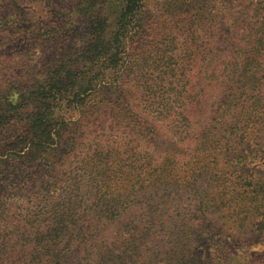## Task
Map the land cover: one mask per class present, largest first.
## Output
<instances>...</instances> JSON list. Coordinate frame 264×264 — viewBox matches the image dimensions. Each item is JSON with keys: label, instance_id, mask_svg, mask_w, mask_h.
<instances>
[{"label": "trees", "instance_id": "16d2710c", "mask_svg": "<svg viewBox=\"0 0 264 264\" xmlns=\"http://www.w3.org/2000/svg\"><path fill=\"white\" fill-rule=\"evenodd\" d=\"M200 1L209 16L206 41L183 47L172 68L166 44L152 49L162 65H148L150 74L169 73L178 86L177 104L165 110L139 103L132 88L142 83L134 85L139 75L128 45L145 35L148 0L75 2L74 21L85 29L81 43L50 63L20 101L0 104V264H236L225 240L207 231L217 224L208 217H225L230 229L249 226L246 233L264 238V217L248 215L264 208L262 182L242 191L219 187L220 180L232 185L231 175L264 153V140L215 142L213 136L244 137L253 129L233 117L245 114L236 109L235 92L228 93L233 107L218 128L192 120L204 102L183 93L182 81L191 82L187 72L196 71L197 58L226 55L241 63L233 75L262 60L264 0H221L224 28L220 20L214 27L213 2ZM90 90L91 102H78ZM161 121L172 141L155 142ZM230 199L242 202L244 217L220 214Z\"/></svg>", "mask_w": 264, "mask_h": 264}, {"label": "rangeland", "instance_id": "374dc122", "mask_svg": "<svg viewBox=\"0 0 264 264\" xmlns=\"http://www.w3.org/2000/svg\"><path fill=\"white\" fill-rule=\"evenodd\" d=\"M76 1L0 0V104H5L8 100L12 103L20 101L26 95V92L23 93L24 89L36 80L42 79L50 63L54 61L57 63L60 57L73 52L81 43L85 29L78 27V22L74 21L78 18L73 7ZM190 1L193 0H148V9L145 12L147 17L145 35L134 36L128 45L130 65L132 64V69L136 70L134 75H139L134 85L142 83L141 87L139 84L137 87L132 86L139 103L145 99L150 107H162L163 110L168 105H171L169 108H174L177 104V98L174 95L178 86L169 80L172 77L171 74L163 72L157 74V71L154 75L150 74L152 66L162 65V60L158 63L157 54L155 55L152 49L166 44V55L173 52L169 59V68H172L177 55L183 52V47L206 41L202 37V32L209 25L208 12L206 10L202 12L204 7L200 0H197L196 5L190 4ZM210 1L211 5L213 2L214 9L216 8L212 11L217 15L214 27H216V21L220 20L221 27L224 28L223 19L226 11L220 5L221 0L219 3L218 0ZM226 2L232 5L235 1L226 0ZM196 13H202V15ZM220 55L217 54L210 62L197 58L196 71L192 76H189L187 72L188 78L192 79L191 82L188 80L185 83L182 77L183 93L191 95V98L195 96L197 100L202 98L204 102L203 106L196 107L199 110L191 112L192 120H203V124L213 123L212 125L216 124L220 128L223 117L227 119V114L233 107L229 104L228 93L235 92L236 109L245 114L239 117L233 114V117L235 116V121H241L243 125H252L253 129L244 137L236 131L231 135L225 133L223 137L213 136L214 141L217 142L219 139L222 145L226 143L227 146L246 141L250 145H253V141L261 142L264 140V57L262 60L255 58L249 61L243 74L233 75L231 73L233 69H236L235 65L239 66L241 63H235L234 60L226 58L228 56ZM219 56L221 58H217ZM201 69H206V72H202ZM231 83L233 88H230ZM81 98L78 102L83 100L91 102V90L88 96ZM247 99H249L248 102ZM214 109L218 110L216 121L209 122L216 115L213 114ZM245 109H248V112ZM163 127L165 122H159L155 141L157 143L166 139L172 141L173 133L166 131ZM209 159L212 160L215 157L209 156ZM248 160V164L247 160L244 162V171L231 175L232 185L221 184L222 180H220L219 187L242 191L248 189V186L256 189L254 183L257 182L259 185L262 182L264 190V153L252 155ZM73 165L76 166L75 161ZM244 194L245 192L242 196ZM221 204H224L220 208L221 215L230 213L238 215L239 212L246 214L242 202L238 199L226 200ZM252 211L254 213L249 210L252 214H248L251 219L264 217V208L255 206ZM243 214L238 216L244 217ZM208 218H211L212 222H217L214 228L207 230L210 236L225 240L224 251L226 255L233 256L236 264L259 263L261 259L264 261V238L258 240L256 231L246 233L249 226L230 229L222 223L225 217ZM205 249V246L199 247V251L203 253L207 252ZM212 249L210 248V251Z\"/></svg>", "mask_w": 264, "mask_h": 264}]
</instances>
